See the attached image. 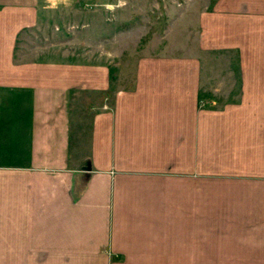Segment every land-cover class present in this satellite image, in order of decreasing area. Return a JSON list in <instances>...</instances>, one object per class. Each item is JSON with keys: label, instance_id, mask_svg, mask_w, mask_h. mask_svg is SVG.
I'll use <instances>...</instances> for the list:
<instances>
[{"label": "crops", "instance_id": "crops-1", "mask_svg": "<svg viewBox=\"0 0 264 264\" xmlns=\"http://www.w3.org/2000/svg\"><path fill=\"white\" fill-rule=\"evenodd\" d=\"M83 2L115 3L0 0V259L264 264V0L194 3L191 41L116 90L110 63L23 44Z\"/></svg>", "mask_w": 264, "mask_h": 264}, {"label": "rangeland", "instance_id": "rangeland-1", "mask_svg": "<svg viewBox=\"0 0 264 264\" xmlns=\"http://www.w3.org/2000/svg\"><path fill=\"white\" fill-rule=\"evenodd\" d=\"M113 1V4L80 2L79 8L85 13L92 12L82 19L68 17L73 3L55 4L50 18L41 19L35 33L23 44H33L38 50L48 47L49 51L44 52L49 60L110 63L117 76L116 90L131 85L135 64L141 56L166 52L164 46L168 44L176 47L191 41V24L185 17L188 9L194 3L203 9L212 0ZM63 11L66 18H54ZM213 94L218 99L206 98L202 103L212 106L225 103L219 93ZM0 264H10V260L0 259Z\"/></svg>", "mask_w": 264, "mask_h": 264}]
</instances>
